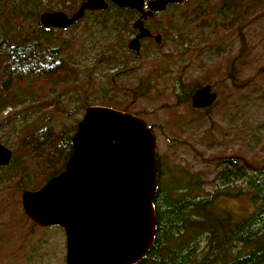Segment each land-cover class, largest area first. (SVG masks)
<instances>
[{"label":"rangeland","instance_id":"374dc122","mask_svg":"<svg viewBox=\"0 0 264 264\" xmlns=\"http://www.w3.org/2000/svg\"><path fill=\"white\" fill-rule=\"evenodd\" d=\"M221 1L187 0L176 10L158 14L155 24L160 44L152 42L150 49L148 44L142 45L134 59L121 52L119 59L129 63L126 69H106L98 63L101 54L119 51L118 44L127 49L130 38L125 32L124 40L119 41L111 8L98 19L86 14L76 28L49 40L52 46L64 45L66 60L78 70L73 87L59 100L64 110H71L77 102L104 103L138 115L155 136V156L165 187L174 173H181L196 181L195 196L199 198L213 200L214 194H225L217 197L210 210L245 218L254 211L252 200L244 194L252 192L250 188L241 178L221 185L217 177L228 167L229 159L234 164L231 170L248 169L251 174L250 169H264V5L239 15L221 12ZM201 3L205 11L212 12L203 17L207 25L193 20ZM79 5L63 9L59 0H0V36L6 30L31 32L30 14L62 12L70 16ZM103 18L108 19L104 26L99 23ZM180 36L186 40L183 44ZM140 85L148 89L143 87V96L136 90ZM203 86H209L216 96L209 108L193 109L190 98L178 103V95L182 98L184 92L193 90L192 95ZM45 113L59 131L74 120L79 122L84 111L68 116L49 108ZM8 138L15 140L2 130L0 144L12 152L5 145ZM184 183L181 177L173 186ZM15 184V180H0V264H65L63 230L31 222L21 206L24 191H18ZM262 185L264 188V182Z\"/></svg>","mask_w":264,"mask_h":264},{"label":"trees","instance_id":"16d2710c","mask_svg":"<svg viewBox=\"0 0 264 264\" xmlns=\"http://www.w3.org/2000/svg\"><path fill=\"white\" fill-rule=\"evenodd\" d=\"M84 1L59 0L63 9H72ZM202 4L197 5L200 9L194 12L193 20L206 23L203 17L212 12L205 11ZM262 5L264 0H222L219 10L241 15ZM110 8L115 11L114 25L118 26L117 37L122 41L125 32H132L134 11L109 4L104 11H86L84 16L92 14L98 19L106 15ZM20 10H23L22 6ZM30 15L33 23L31 32L25 34L16 29L12 33L6 30L0 36V132L6 130L7 135L15 137V140L8 138L5 142L13 151L9 164L0 167V180H15L18 191L40 189L47 180L64 170L72 153L71 137L78 121L74 120L56 131L45 111L52 108L72 116L90 107L87 102H77L69 111L61 107L59 100L73 87L78 70L66 60L64 45L52 46L49 39L66 30L45 29L39 23L38 13ZM83 17L71 28H76ZM107 21L103 18L99 23L104 26ZM180 38L183 44L186 40ZM144 44H148L146 48L150 49L152 42ZM117 46L119 51L100 55L98 63L102 67L120 66L126 69L129 63L119 59L121 52L131 59L138 56L126 49L125 44ZM143 87L148 90L147 86H138V96L145 94ZM180 89L183 94L184 87L180 86ZM192 91L184 92L186 96L182 98L178 95V103L188 101ZM103 104L98 105L106 106ZM155 159L158 167V188L152 199L156 214L155 237L149 251L137 264H264V169H250L253 171L251 174H248V169L231 170L233 160H227L228 167L220 172L217 179L221 185H228L232 183L230 181L241 178L246 188L252 191L244 194L252 200L254 207L253 213L245 218H234L215 213L212 207L209 209L217 197L225 194H214L213 200L199 198L195 196L197 183L191 177L174 173L171 183L165 184V187L160 181L162 170L157 155ZM181 177L185 178V183L173 186L174 180Z\"/></svg>","mask_w":264,"mask_h":264},{"label":"water","instance_id":"95a60500","mask_svg":"<svg viewBox=\"0 0 264 264\" xmlns=\"http://www.w3.org/2000/svg\"><path fill=\"white\" fill-rule=\"evenodd\" d=\"M119 8L142 12L143 0H109ZM183 0H151V16L168 4ZM104 0H86L67 16L46 12L39 16L45 29L66 30L85 11H102ZM140 26L127 48L139 53L138 39L149 33ZM161 42L160 35L154 37ZM209 86L196 89L190 97L195 110L209 108L215 101ZM72 153L64 170L36 191H24V215L39 227L57 226L65 235V264H137L149 251L155 237L156 214L152 199L158 188L155 159L156 140L145 121L104 106L84 110L71 137ZM11 151L0 144V167L7 166Z\"/></svg>","mask_w":264,"mask_h":264},{"label":"flooded vegetation","instance_id":"af4514ba","mask_svg":"<svg viewBox=\"0 0 264 264\" xmlns=\"http://www.w3.org/2000/svg\"><path fill=\"white\" fill-rule=\"evenodd\" d=\"M107 4V8H108V5L111 4L113 5L110 1L108 0H104ZM151 1V0H143V7H142V12L140 11H137V10H131V11H134L135 12V19L132 21L131 23V31L132 32H129L128 34L130 35V38L128 40V43L130 41H135L137 39V36L138 34L140 33V26H138L137 28H134V24L137 22V21H140L141 22V25H142V28L144 30H146L148 33H149V36L148 37H143L141 39H138V43H139V46H140V49H141V46L142 44L144 43H150V42H154V37L159 35L156 31V27L157 25L155 24V18L158 14H163L164 12H166L167 10H172L174 8V6H181L182 4H184L187 0H183L182 3L180 4H168L165 9L161 12H158V13H152L151 16H146L145 18L142 17L143 14H146L148 12V2ZM115 6V5H114ZM117 7V6H115ZM106 8V9H107ZM119 8V7H117ZM130 10V9H128ZM99 12V11H98ZM163 16H161L162 18ZM163 19V18H162Z\"/></svg>","mask_w":264,"mask_h":264},{"label":"bare ground","instance_id":"6f19581e","mask_svg":"<svg viewBox=\"0 0 264 264\" xmlns=\"http://www.w3.org/2000/svg\"><path fill=\"white\" fill-rule=\"evenodd\" d=\"M40 16V15H39ZM138 117V116H137ZM140 118V117H139ZM2 145V144H1Z\"/></svg>","mask_w":264,"mask_h":264}]
</instances>
